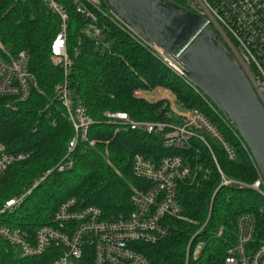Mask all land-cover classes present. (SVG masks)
Instances as JSON below:
<instances>
[{"label": "trees", "instance_id": "16d2710c", "mask_svg": "<svg viewBox=\"0 0 264 264\" xmlns=\"http://www.w3.org/2000/svg\"><path fill=\"white\" fill-rule=\"evenodd\" d=\"M189 10L185 0H171ZM82 20L69 13L67 51L73 59L70 86L93 121L87 141L78 142L70 154L73 167L58 172L74 136L64 108L54 98L60 70L49 62V48L58 32L59 19L41 0H0V46L17 56L29 55L28 71L36 87L29 98L6 108L0 99V145L11 154L27 157L12 164L0 177V210L5 202L37 185L13 211L0 214V225L34 233L49 223L57 208L69 198L79 207L92 206L104 218L130 212L128 202L139 181L131 174L135 154L156 163L164 156L181 155L198 163L202 172L197 184H183L178 199L185 221L170 219L167 237L155 245H142L141 251L152 264H184L185 248L202 243L196 260L188 264H224L227 250L236 239V221L242 214L252 217V243H264V200L255 191L236 186L219 187L220 175L208 149L200 144L187 152L165 150L158 138L145 133H114L104 112H125L136 121H164L169 110L166 98L150 102L170 92L181 110L197 109L216 127L220 137L234 153V160L216 139L206 141L222 173L233 180L251 184L257 177L248 154L232 131L216 116L171 68L155 59L146 49L114 26L109 27V50L99 52L93 42L80 34ZM79 41V43H78ZM76 49V53H74ZM157 88L155 95L153 94ZM135 92L145 96L137 97ZM6 100V101H5ZM167 104V107H163ZM93 145H89L90 142ZM48 171H51L47 174ZM221 232V233H220ZM48 258H21L0 239V264H45Z\"/></svg>", "mask_w": 264, "mask_h": 264}, {"label": "built area", "instance_id": "2783aa9c", "mask_svg": "<svg viewBox=\"0 0 264 264\" xmlns=\"http://www.w3.org/2000/svg\"><path fill=\"white\" fill-rule=\"evenodd\" d=\"M41 2L59 19L58 32L49 48V62L62 73V79L54 89V98L64 108L74 131L65 158L55 167L58 172L73 167L70 154L78 142L87 141V132L93 124L69 81L73 59L68 54L66 40L69 13L74 11L82 20L80 34L90 39L99 52L102 53L111 47L106 34L112 25L182 77L208 108L229 127L248 154L257 177L251 184L226 177L215 161L206 141L207 137L219 141L230 160H234L235 156L220 137L216 127L199 110L179 111L173 108L169 99H166L169 110L165 113L164 121H136L125 112H104L105 122L115 127V134L127 131L145 133L158 138L163 149L180 152L193 149L197 152L198 148H195L194 144L203 145L208 149L220 175L219 187L249 188L264 200V181L240 136L216 107L188 82L174 65L122 23L102 0H41ZM185 2L193 12L198 10L199 15L209 20L213 30L241 66L264 106V0H185ZM28 61L29 55L25 51L13 56L5 48H0V99L7 100L4 103L6 108L15 110V104L25 102L32 89L36 87L34 76L28 71ZM135 95L145 96L141 92H135ZM163 107H167V104ZM26 157L24 154L8 153L0 145V177L12 164ZM202 171L200 164H192L187 157L181 155L164 156L154 163L141 154H135L131 160V174L139 181L140 186L133 187L130 193L128 200L130 212L104 218L100 209L92 206L81 208L75 198H69L57 208L49 223L34 233L0 225V239L21 258L45 256L49 260L45 264H152L140 247L155 245L164 240L168 235L170 219L186 220L182 214L178 190L186 183L197 184L198 175ZM36 185L35 183L23 194L5 202L0 214L11 212L18 207ZM200 231L201 229L189 240L185 264H188V257L195 260L201 250L200 242L198 246L192 248V242ZM253 235L252 217L248 214L240 215L236 221L235 243L227 250L224 264H264V243L254 245ZM190 248L193 249L192 254Z\"/></svg>", "mask_w": 264, "mask_h": 264}, {"label": "water", "instance_id": "95a60500", "mask_svg": "<svg viewBox=\"0 0 264 264\" xmlns=\"http://www.w3.org/2000/svg\"><path fill=\"white\" fill-rule=\"evenodd\" d=\"M102 2L216 107L264 181V106L209 20L169 0Z\"/></svg>", "mask_w": 264, "mask_h": 264}, {"label": "crops", "instance_id": "0c3cea01", "mask_svg": "<svg viewBox=\"0 0 264 264\" xmlns=\"http://www.w3.org/2000/svg\"><path fill=\"white\" fill-rule=\"evenodd\" d=\"M158 90H163V89L157 88V89L155 90V92H154L152 95H155V94L158 92ZM163 91H166L167 94H168L166 97H164V95H163V97L166 98V99H169V102H172L171 105H172L175 109L178 108L179 110H181V109L179 108V106L177 105L174 96L171 95L170 92H168L167 90H163ZM149 95L152 96L151 94H149ZM171 97H172V98H171ZM155 99H156V98L152 99L151 101L149 100V101H150V102H154V101H156Z\"/></svg>", "mask_w": 264, "mask_h": 264}, {"label": "rangeland", "instance_id": "374dc122", "mask_svg": "<svg viewBox=\"0 0 264 264\" xmlns=\"http://www.w3.org/2000/svg\"><path fill=\"white\" fill-rule=\"evenodd\" d=\"M194 12H198V14L200 13L198 10H194ZM1 47H2V46H0V48H1ZM56 85H57V84H56ZM56 85H55V86H56ZM54 89H55V88H54ZM151 95H152V94H151ZM54 96H55V93H54ZM149 96H150V95H149ZM157 97H160V96H157ZM157 97H156L155 100H159ZM171 98H172V97H171ZM146 100H148V101L150 100V101H151L152 99L147 98ZM173 108H174V107H173ZM177 110H179V109L177 108ZM179 111H180V110H179ZM173 113H174V111H173ZM91 142H92V141H91ZM89 145H90V144H89ZM34 184H35V183H34ZM188 243H189V241H188ZM188 243H187L186 248H185V255L187 254V246H188ZM197 244H198V243H196L194 246H192V248L194 249V247H195ZM197 246H198V245H197ZM190 249H191V248H190ZM193 249H191L190 254H192ZM196 249H197V248H196ZM201 249H202V247H201ZM200 252H201V250H200L198 253L200 254ZM199 254H198L197 258L199 257ZM184 258H185V257H184ZM197 258H196V259H197ZM189 259H190V258L188 257L187 260L189 261ZM191 259H192V258H191ZM196 259H195V260H196ZM184 260L186 261V259H184ZM192 260H193V259H192ZM184 264H185V262H184Z\"/></svg>", "mask_w": 264, "mask_h": 264}]
</instances>
